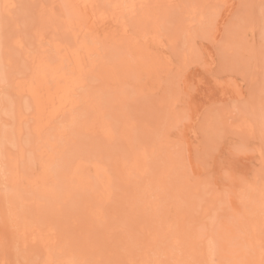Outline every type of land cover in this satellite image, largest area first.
<instances>
[{"label": "rangeland", "instance_id": "rangeland-1", "mask_svg": "<svg viewBox=\"0 0 264 264\" xmlns=\"http://www.w3.org/2000/svg\"><path fill=\"white\" fill-rule=\"evenodd\" d=\"M0 264H264V0H0Z\"/></svg>", "mask_w": 264, "mask_h": 264}, {"label": "bare ground", "instance_id": "bare-ground-1", "mask_svg": "<svg viewBox=\"0 0 264 264\" xmlns=\"http://www.w3.org/2000/svg\"><path fill=\"white\" fill-rule=\"evenodd\" d=\"M163 20V19H162ZM96 21V20H95ZM108 22V21H107ZM185 22V21H184ZM152 23V22H151ZM150 24V23H149ZM156 24V23H155ZM192 27V26H191ZM146 28V27H145ZM144 28V29H145ZM184 29V28H183ZM152 31V30H151ZM165 38V37H164ZM162 39V38H161ZM112 44V43H111ZM146 46V45H145ZM116 47V46H115ZM81 53V52H80ZM62 55V54H61ZM82 55V54H81ZM154 55V54H153ZM92 58V57H91ZM115 60V59H114ZM83 58L78 52H74V67L80 68L83 63ZM55 67V66H54ZM43 73L44 70H42ZM42 72L40 75H36V79H32L31 82L27 84V87L23 90H26L35 100L36 108L40 112L39 114L48 113L49 116L56 115L63 108L68 105H72V102H68L71 99V94H73L75 85L74 75H69L67 77H59L58 82L54 87L46 86L45 80L46 77ZM46 74V73H45ZM38 77V78H37ZM63 79H62V78ZM80 80V79H79ZM89 81V80H88ZM47 82V81H46ZM62 82V83H61ZM101 83V82H100ZM58 85V86H57ZM23 87V85L21 86ZM75 92V91H74ZM135 92V91H134ZM182 103V102H181ZM100 105V104H99ZM46 113V114H47ZM20 136V135H19ZM149 138V137H148ZM142 139V138H141ZM155 149V148H154ZM158 149V148H157ZM160 151V150H159ZM26 157V156H25ZM151 164V163H150ZM203 168V167H202ZM160 169V168H159ZM190 176V175H189ZM176 178V177H175ZM142 180V179H141ZM18 198V196H17ZM243 198V197H242ZM201 210V208H200ZM14 216V215H13ZM213 217V216H211ZM212 222V221H211ZM212 225V224H211ZM210 226V225H209ZM209 228V227H208ZM114 230V229H113ZM164 230V229H163ZM212 232V231H211ZM133 236V235H132ZM141 239V238H140ZM167 239V238H166ZM146 241V240H145ZM187 252V251H186ZM125 263V262H124Z\"/></svg>", "mask_w": 264, "mask_h": 264}]
</instances>
